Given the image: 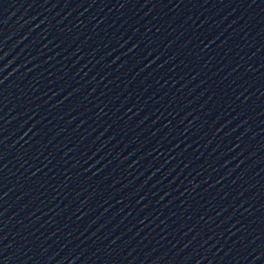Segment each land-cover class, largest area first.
<instances>
[{"label": "water", "instance_id": "water-1", "mask_svg": "<svg viewBox=\"0 0 264 264\" xmlns=\"http://www.w3.org/2000/svg\"><path fill=\"white\" fill-rule=\"evenodd\" d=\"M0 264H264V0H0Z\"/></svg>", "mask_w": 264, "mask_h": 264}]
</instances>
